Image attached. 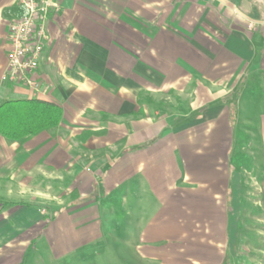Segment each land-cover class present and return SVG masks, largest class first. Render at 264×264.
<instances>
[{"label": "crops", "instance_id": "0c3cea01", "mask_svg": "<svg viewBox=\"0 0 264 264\" xmlns=\"http://www.w3.org/2000/svg\"><path fill=\"white\" fill-rule=\"evenodd\" d=\"M18 14L0 0V101L63 116L0 135V264H264L239 211L244 188L264 209V18L236 0H62L30 87L1 80Z\"/></svg>", "mask_w": 264, "mask_h": 264}, {"label": "built area", "instance_id": "2783aa9c", "mask_svg": "<svg viewBox=\"0 0 264 264\" xmlns=\"http://www.w3.org/2000/svg\"><path fill=\"white\" fill-rule=\"evenodd\" d=\"M19 14L9 23V49L1 80L36 87L33 77L46 39L45 21L60 11L62 0H16Z\"/></svg>", "mask_w": 264, "mask_h": 264}, {"label": "trees", "instance_id": "16d2710c", "mask_svg": "<svg viewBox=\"0 0 264 264\" xmlns=\"http://www.w3.org/2000/svg\"><path fill=\"white\" fill-rule=\"evenodd\" d=\"M63 111L59 104L15 97L0 101V135L21 141L59 125Z\"/></svg>", "mask_w": 264, "mask_h": 264}, {"label": "rangeland", "instance_id": "374dc122", "mask_svg": "<svg viewBox=\"0 0 264 264\" xmlns=\"http://www.w3.org/2000/svg\"><path fill=\"white\" fill-rule=\"evenodd\" d=\"M240 6L245 7L253 15V17L261 19L264 18V0H236ZM248 192V193H247ZM256 195L254 189L243 190V197L240 199V228L244 231H251L252 234L247 237V240L252 244L253 255L255 257H261V252L257 253V247L264 246L261 242V237L257 233V230L262 226V221L260 220L261 215L264 213V209L257 203H254ZM257 259V258H256Z\"/></svg>", "mask_w": 264, "mask_h": 264}]
</instances>
